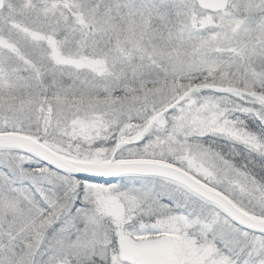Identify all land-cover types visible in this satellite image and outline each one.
<instances>
[{"label":"snow or ice","instance_id":"6c2138e0","mask_svg":"<svg viewBox=\"0 0 264 264\" xmlns=\"http://www.w3.org/2000/svg\"><path fill=\"white\" fill-rule=\"evenodd\" d=\"M0 264H264V0H0Z\"/></svg>","mask_w":264,"mask_h":264}]
</instances>
